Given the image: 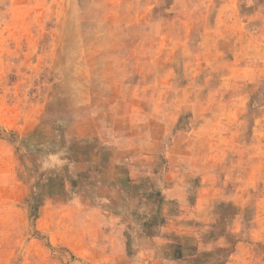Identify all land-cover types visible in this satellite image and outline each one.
Wrapping results in <instances>:
<instances>
[{
	"label": "rangeland",
	"instance_id": "obj_1",
	"mask_svg": "<svg viewBox=\"0 0 264 264\" xmlns=\"http://www.w3.org/2000/svg\"><path fill=\"white\" fill-rule=\"evenodd\" d=\"M0 264H264V0H0Z\"/></svg>",
	"mask_w": 264,
	"mask_h": 264
},
{
	"label": "bare ground",
	"instance_id": "obj_2",
	"mask_svg": "<svg viewBox=\"0 0 264 264\" xmlns=\"http://www.w3.org/2000/svg\"><path fill=\"white\" fill-rule=\"evenodd\" d=\"M75 96H77V95H75ZM77 98V97H76Z\"/></svg>",
	"mask_w": 264,
	"mask_h": 264
}]
</instances>
